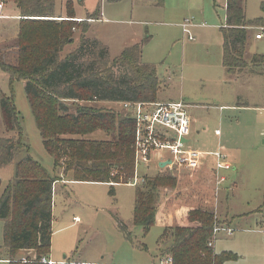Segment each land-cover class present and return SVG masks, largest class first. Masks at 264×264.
<instances>
[{
	"label": "rangeland",
	"instance_id": "rangeland-1",
	"mask_svg": "<svg viewBox=\"0 0 264 264\" xmlns=\"http://www.w3.org/2000/svg\"><path fill=\"white\" fill-rule=\"evenodd\" d=\"M224 4L225 0H163L162 4L157 0H55L54 11L57 15H67L70 9L81 19L98 11L103 22L94 23L90 32L109 48L111 60L120 56L125 47L143 42L142 61L155 67L162 83L159 99L165 103L183 100L190 105L188 115L195 123L187 137V147L202 151L203 145H212L216 151L222 146L234 168L219 173L226 182L220 185L215 199L202 195L206 194L203 187L207 182L199 177V168L167 170L160 175L173 179L175 184L157 189L156 207L164 194L165 200L171 199L169 208L179 219V214L193 209L189 205L195 206V201L201 204L204 198L208 209L202 211L211 213L218 225L230 223V228L236 232L234 237L214 241V251L237 252V260L249 264L254 256L264 262V237L258 233L260 221L264 219V63L253 67L256 73L250 71L252 68L238 73L236 87L226 82L228 80L220 73ZM240 4L246 20L260 22L248 31L245 59L249 62L253 55L264 57V36L261 40L255 39L257 34L264 35V0H240ZM6 14L7 11L2 12ZM184 19L200 25L191 31L194 41L184 39L178 28ZM18 25L16 18H0V48L3 44L13 45ZM91 33L88 31L87 37ZM78 43L79 33L70 48L61 53L62 58ZM1 58L6 59V56L0 54ZM232 90H237V96ZM2 95L12 98L30 156L53 173L52 160L43 149L24 83L12 81L0 67V98ZM221 106L223 108L219 109ZM157 130L165 131L159 126ZM215 131L219 132L218 136ZM196 132L201 133L200 136ZM102 135L97 132L90 137L99 139ZM12 136L14 133L5 129L0 109V139ZM162 154L168 158V152ZM16 161L15 158L11 165L0 170V194L13 177ZM167 165L164 168H168ZM154 173L151 169L145 174L150 178ZM170 191L173 196L168 198ZM134 192L130 183L114 187L111 197L109 186L105 184L58 181L52 199L49 258L55 264H161L158 241L163 231L153 227L145 234L141 228L131 226ZM73 218L78 221L73 222ZM118 221L128 225L132 242L118 230ZM166 234L161 242L171 240L170 232ZM2 240L3 222L0 221V242ZM27 255L35 256L31 251ZM19 258L23 263L26 261L22 256ZM0 264L9 263L0 261Z\"/></svg>",
	"mask_w": 264,
	"mask_h": 264
},
{
	"label": "trees",
	"instance_id": "trees-1",
	"mask_svg": "<svg viewBox=\"0 0 264 264\" xmlns=\"http://www.w3.org/2000/svg\"><path fill=\"white\" fill-rule=\"evenodd\" d=\"M6 1L16 5L20 17L17 60L11 65L1 58L0 67L12 81L24 83L43 149L52 160L53 173L30 156L12 98L2 95L3 123L14 136L0 139V170L15 158L17 161L13 177L0 194V261L42 264V259H50L52 199L58 181L105 184L112 197L114 187L127 185L133 178L134 115L122 108L119 113L97 104H159L162 83L155 67L141 60L143 42L127 46L111 60L106 46L87 37L88 21L98 20V11L82 24L70 9L66 18L55 17V0ZM157 3L162 4L163 0ZM225 13V27L221 29L223 67L229 74L260 67L263 56L253 55L249 62L245 59L248 31L260 22L246 20L240 0H226ZM75 33H79L77 47L62 58L61 53L73 44ZM0 54L3 55L1 49ZM97 132L102 137L92 139L90 136ZM142 179L134 187L131 226L146 234L155 225L157 189L174 186L175 182L160 174L150 178L145 174ZM183 213L179 214L178 226L166 227L158 241L161 259L170 258L171 264H225L237 260L233 253L216 254L208 246L218 225L211 213L199 209ZM117 228L133 241L128 225L118 221ZM168 231L171 240L161 242ZM29 251L34 252V258L25 255L26 261L21 262V253Z\"/></svg>",
	"mask_w": 264,
	"mask_h": 264
},
{
	"label": "built area",
	"instance_id": "built-area-1",
	"mask_svg": "<svg viewBox=\"0 0 264 264\" xmlns=\"http://www.w3.org/2000/svg\"><path fill=\"white\" fill-rule=\"evenodd\" d=\"M4 0H0V9H2ZM192 26L190 20H186L182 25L183 32L189 35L188 28ZM262 34L255 35V39L259 40L263 37ZM192 40L191 37H188ZM188 105L183 101L161 103V104H131L124 103L120 105L123 110L131 111L136 122V133L134 143V175L130 185H136L142 182L139 178L140 168H147L152 162L151 155L153 153L168 152L170 158L166 161L168 168L176 166L177 168H186L195 170L202 166L207 157H214L215 171L218 174L216 177V185L222 184L225 181L223 176H219L220 171L230 170V166L225 163V157L216 153H203L187 147V137L191 132V119L188 115ZM162 127L165 131L157 130L156 127ZM173 137H169L168 133ZM187 140L183 143L181 140ZM77 222V219H73ZM230 236L233 234L231 228H224L221 225H215L213 230V240L208 243L212 247L219 233ZM42 264H54L50 260H41ZM64 264V263H63ZM84 264V263H80ZM161 264H171L170 258H165Z\"/></svg>",
	"mask_w": 264,
	"mask_h": 264
},
{
	"label": "crops",
	"instance_id": "crops-1",
	"mask_svg": "<svg viewBox=\"0 0 264 264\" xmlns=\"http://www.w3.org/2000/svg\"><path fill=\"white\" fill-rule=\"evenodd\" d=\"M226 1V0H225ZM6 6H7V8H6ZM224 10H225V4H224ZM3 11H7V14L6 15H2V12ZM69 12V11H68ZM54 16L55 17H62V18H66L67 17V15L65 14V15H63V14H61V15H57V14H55V11H54ZM91 17V15H89V14H87V17L85 18V19H81V18H77V17H75V19H76V21L77 22H80L81 20H88V18H90ZM0 18H16L17 20H18V22H19V20H20V17H19V12H18V9H17V7H16V5L14 4V3H12V2H10V1H5L4 0V4H3V7H2V9H0ZM98 18V20H96V21H92V20H89L88 21V24H89V33H91L90 32V30L92 29V26H93V24L94 23H96V22H103V19H102V17H101V14L97 17ZM186 20H188V19H184V21H183V23L186 21ZM191 21V25L192 26H190L189 28H188V31H189V35H187V34H185L184 32H183V29H182V27H181V25L183 24H179L178 25V28L181 30V33H182V36H183V38L184 39H186L187 41H194L195 39L193 38V36H192V34H191V31L193 30V29H195V28H198L200 25H195L193 22H192V20H190ZM92 24V25H91ZM202 27V26H201ZM76 34L77 33H75V36H76ZM188 37H191L192 38V40H189L188 39ZM89 38H95V39H97L94 35H93V33H91V35L89 36ZM262 39V38H261ZM261 39H259V40H261ZM98 40V39H97ZM257 40V39H256ZM99 41V40H98ZM101 42V41H100ZM102 43V42H101ZM138 43H140V42H138ZM138 43H134V44H138ZM103 44V43H102ZM134 44H132V45H134ZM104 45V44H103ZM104 46H106V45H104ZM107 47V46H106ZM108 48V47H107ZM126 48V47H125ZM1 50H2V52H3V55L4 56H6V61L7 62H9L11 65H15L16 64V60H17V49H16V40L15 41H13V45H11V46H7L6 44H3V45H1V48H0ZM108 51H109V48H108ZM110 52V51H109ZM141 60H142V57H141ZM220 60H221V65H222V56L220 57ZM143 62V61H142ZM144 63V62H143ZM147 64V63H146ZM252 69L250 70L251 72H254V73H256V70L254 71L253 70V67H251ZM243 72V71H242ZM241 72V73H242ZM220 73L222 74V76L223 77H225V79H227L228 81H226V82H228V84H233V87L235 86V85H237V73H235V74H229V73H227V71H226V69L223 67V65H222V72L220 71ZM241 73H239L238 75H240ZM175 75H177L176 73H175ZM262 75L264 76V73H262ZM236 87V86H235ZM236 89V88H235ZM233 91V90H232ZM237 90H234L233 92H232V94L233 95H236L237 96V92H236ZM230 95V96H233V95ZM179 101H183V100H179ZM176 102H178V101H176ZM184 102V101H183ZM161 103H165V102H162V100H160L159 99V104H161ZM168 103H171V102H168ZM185 103V102H184ZM186 104V103H185ZM188 105V104H187ZM97 106L98 107H103V108H105V109H112V110H118V109H120V105H118V104H113V103H99V104H97ZM189 107H188V109L190 108V105H188ZM223 108V106H221V107H219V109H222ZM121 110V109H120ZM121 111H123V110H121ZM193 123H195L194 121H192L191 120V129H192V127H193ZM203 132H206V129L204 128L203 129ZM196 134L198 135V136H200V134L201 133H199V132H196ZM190 135H191V132H190ZM215 135H219V132L218 131H215ZM204 147H202L203 148V150L202 151H199V152H203V153H206V154H208V153H210V154H212V153H216V152H220V154L221 155H223L224 157H225V159H224V161H225V163H227L229 166H230V170L231 169H233L234 170V168H232V162L230 161V160H228L229 159V156L230 155H228V154H225V151L226 150H224V148L222 147V146H220V147H218L217 149H216V151H215V148H214V146H212V145H210V146H206V145H203ZM196 151H198V150H196ZM151 159H152V162L150 163V166L149 167H147V168H141L140 170H141V172L139 171V178H142L143 176H144V174L145 173H147V172H149L151 169L153 170V171H155V173L154 174H162L163 172H165V171H167V170H173V169H179V168H177V167H172V168H164V166H163V164H165L166 163V161L170 158V155H168V158H166V157H164V154H162V153H153L152 155H151ZM210 157H212V156H210ZM228 158V159H227ZM230 170H227V171H230ZM143 171V172H142ZM199 174H200V178H202V180L204 181V183H205V180H206V182L207 183H205L204 185V187H203V189L204 188H206V194H202L204 197H207V198H216V196L217 195H219L218 194V191H220V188L219 187H221L220 185H222V184H219V185H216V177H217V173H216V171H215V159H214V157L212 158V159H208V158H206L205 160H204V162H203V164H202V166H200L199 167ZM221 172V171H220ZM223 172H226V171H223ZM220 177H221V175H219ZM224 177V176H223ZM225 178V177H224ZM226 182V179H225V181H224V183ZM131 187H135V186H131ZM162 192H164V191H162ZM168 195V198H170V196L172 195L173 196V194H172V192L170 191V193H168L167 194ZM163 197H164V194H163ZM163 197H160V199H159V203H157V207H156V210H157V212H156V214H155V225H154V227H157V228H160L162 231H164L165 230V228L166 227H170V228H175V227H177L178 226V223H179V220L177 219V213H175L174 212V210H172V209H170L169 207V205H170V201H171V199H170V201L169 200H165ZM202 203L201 204H199L197 201H195V202H193V204L195 205V206H190L189 205V207H191V208H193V209H208V207L206 206V204H204L203 202H204V198H202ZM211 204L214 206V203L213 202H211ZM165 207H164V206ZM209 205H210V203H209ZM211 206V205H210ZM212 206V207H213ZM164 209V210H163ZM170 210V211H169ZM168 212H170L169 214H168ZM73 219H77V218H73ZM78 220V219H77ZM73 222H74V220H73ZM226 224H221V226L222 227H224V228H230V223H228L227 224V226H225ZM236 233V232H235ZM235 233H234V230H233V234H231L230 236H228V235H226V234H224L223 232H221V233H219L218 235H217V237H216V239H215V241L218 239V238H220V237H228V238H230V237H234V235H235ZM258 233H260V234H262L263 235V237H264V219L262 220V221H260V226H259V230H258ZM223 235V236H221V235ZM214 244H215V242H214ZM214 244H213V247H214ZM214 249V248H213ZM215 252V251H214ZM222 252H226V251H222ZM27 253H29V252H22L21 253V256H22V258L25 256V255H27ZM216 253V252H215ZM231 253V252H230ZM233 254H235V255H237V252H232ZM216 254H219V253H216ZM165 258H163V259H161L160 258V262H161V260H164ZM51 262H53L51 259H49ZM234 262V264H244V263H242V262H239L238 260L237 261H230V262H226L225 264H232ZM54 263V262H53ZM246 264H248V263H246ZM249 264H264V262L263 261H260V259L258 258V257H256V256H254V257H252V259L250 260V262H249Z\"/></svg>",
	"mask_w": 264,
	"mask_h": 264
},
{
	"label": "water",
	"instance_id": "water-1",
	"mask_svg": "<svg viewBox=\"0 0 264 264\" xmlns=\"http://www.w3.org/2000/svg\"><path fill=\"white\" fill-rule=\"evenodd\" d=\"M183 143H186L187 142V140H185V139H182L181 140ZM166 165V163L165 164H163V166H165Z\"/></svg>",
	"mask_w": 264,
	"mask_h": 264
}]
</instances>
